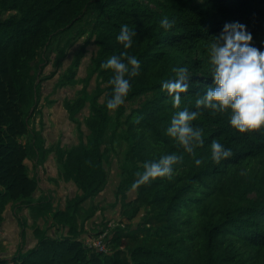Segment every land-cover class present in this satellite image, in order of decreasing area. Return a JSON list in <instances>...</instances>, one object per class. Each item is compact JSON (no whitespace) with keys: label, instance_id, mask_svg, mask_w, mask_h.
I'll use <instances>...</instances> for the list:
<instances>
[{"label":"trees","instance_id":"1","mask_svg":"<svg viewBox=\"0 0 264 264\" xmlns=\"http://www.w3.org/2000/svg\"><path fill=\"white\" fill-rule=\"evenodd\" d=\"M165 18L170 28L161 25ZM233 22L246 25L253 45L264 51V0H0V227L11 205L22 228L17 254L1 258L0 264H264V130L239 133L229 124V112L195 105L213 86L210 45ZM125 24L134 32L130 49L116 39ZM83 37L85 46L97 48L91 76L98 85L90 94L86 81L83 96L64 104L80 130L78 116L88 104L90 116L80 143L56 153L60 177L79 191L60 209L50 196L38 197L39 182L26 165L31 155L44 159L47 153L42 135L30 124L39 107L34 65L52 45L64 42L56 61L60 66L67 47ZM123 52L134 55L140 67L126 75L128 96L111 111L106 103L113 73L100 65ZM84 54L83 49L69 69V84H75L73 70ZM181 67L187 69L188 91L180 94L177 109L161 85L174 80ZM185 108L198 113L192 126L203 133V144L191 154L166 133L173 115ZM109 132L107 148L104 136ZM26 136L32 137L31 145ZM118 139L127 146L118 199L128 200L135 192L127 218L146 212L156 249L130 248L129 229L121 227L112 232L106 254L82 239L77 213L109 180L105 165ZM213 141L229 148L231 156L212 161ZM165 154L180 157L172 175L133 188L145 162ZM196 159L201 165H195ZM23 211L33 219L37 239L26 252ZM42 220L61 230V236L49 237L52 228H40Z\"/></svg>","mask_w":264,"mask_h":264},{"label":"rangeland","instance_id":"2","mask_svg":"<svg viewBox=\"0 0 264 264\" xmlns=\"http://www.w3.org/2000/svg\"><path fill=\"white\" fill-rule=\"evenodd\" d=\"M85 43L86 38L84 37L73 41L67 47L66 56L62 59L60 66L56 65V61L59 49L63 48L65 44L64 42L55 43L48 49L44 57L34 65L39 82V107L30 124L33 130L42 135L45 144L44 151L47 153L44 159L39 155L37 157L31 155L26 160V165L30 169L31 176L39 182L38 197L41 195L50 196L54 208L64 209L67 200L79 193L73 182H65L60 177L56 153L58 148L71 149L77 146L80 143L81 132L84 135L88 134L85 120L90 116L89 104L78 116L81 122V130L77 124L71 121L64 106L66 101H75L83 96L82 91L86 86V81L89 80L87 91L90 94L97 88V78L91 76L92 58L95 57L97 48L93 43L89 46H85ZM83 49L85 54L81 64L73 70L75 84H69L67 82L70 76L69 69ZM110 136L111 132L104 136V145L107 148L109 147ZM32 142L31 136L25 137L26 144L31 145ZM114 147L115 151L109 152L108 161L105 165L109 172V180L100 195L88 200L77 213L79 226L84 230L82 239L87 243L107 232L109 226L114 229L121 227L129 229V232H125V234L130 248L141 245L156 249L159 244L157 240L151 237V232L147 228L150 225H146L144 221L146 212L142 210L131 221L127 218V205L135 199V192L129 193L128 200L118 199L121 168L127 162V146L118 139ZM10 206H7L5 210L8 216L12 210ZM12 213L15 214V211ZM21 218L29 221L25 233L33 231L34 223L29 212L23 211ZM39 224L40 228L44 229L50 225L44 220L40 221ZM50 226L52 229L48 232L49 237L61 236V230ZM21 229L20 223H18L19 236H21ZM110 235L112 238V234ZM9 246L5 247V252L11 251Z\"/></svg>","mask_w":264,"mask_h":264},{"label":"clouds","instance_id":"3","mask_svg":"<svg viewBox=\"0 0 264 264\" xmlns=\"http://www.w3.org/2000/svg\"><path fill=\"white\" fill-rule=\"evenodd\" d=\"M161 25L170 28L167 18ZM134 32L128 25H123L116 39L124 49L133 46ZM253 36L247 27L239 22L226 23L219 36L210 45L209 56L213 86L204 96L196 99L197 108L201 106L219 113H230L229 124L239 133H251L264 130V51L252 43ZM113 73L109 83L112 85L111 98L106 108L114 111L124 104L131 88L127 74H134L140 67L139 60L128 52L113 55L100 65ZM187 69L176 70V78L163 82L161 87L170 96L174 107L180 108L181 93L188 91ZM197 112L188 109L178 110L172 117L166 133L181 145L185 152L191 154L196 146L203 144L202 130L194 128L192 122L197 119ZM231 150L219 141L210 145L211 160L220 163L231 156ZM180 157L165 154L158 160L145 162L143 171L137 173L132 187L151 183L156 179L168 178ZM196 166L202 161L196 159Z\"/></svg>","mask_w":264,"mask_h":264},{"label":"crops","instance_id":"4","mask_svg":"<svg viewBox=\"0 0 264 264\" xmlns=\"http://www.w3.org/2000/svg\"><path fill=\"white\" fill-rule=\"evenodd\" d=\"M10 207L12 208V206ZM12 210L10 212V216H8L7 213H4L5 221L3 225L0 227V237H1L0 259L3 258V259L11 260L17 254L18 248L21 245V244L19 245V243H21L20 241L21 239L18 233V219L16 213L15 214L12 213L14 211ZM28 225H29V221H28ZM36 244H37V239L34 236V228H33V231H27L26 233L24 252L35 248ZM8 245H10L9 247L11 251L9 250V252H5V247H8Z\"/></svg>","mask_w":264,"mask_h":264},{"label":"built area","instance_id":"5","mask_svg":"<svg viewBox=\"0 0 264 264\" xmlns=\"http://www.w3.org/2000/svg\"><path fill=\"white\" fill-rule=\"evenodd\" d=\"M114 228H109L107 229V232H104L103 235H100L97 238L92 239L90 242H85V244L90 247V248H95L97 249L100 253L106 254L109 251V245L111 244V235L112 232L114 231Z\"/></svg>","mask_w":264,"mask_h":264}]
</instances>
